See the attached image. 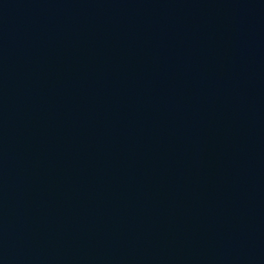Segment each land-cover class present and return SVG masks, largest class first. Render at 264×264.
<instances>
[{
  "label": "water",
  "instance_id": "water-1",
  "mask_svg": "<svg viewBox=\"0 0 264 264\" xmlns=\"http://www.w3.org/2000/svg\"><path fill=\"white\" fill-rule=\"evenodd\" d=\"M0 264H264V0H0Z\"/></svg>",
  "mask_w": 264,
  "mask_h": 264
}]
</instances>
